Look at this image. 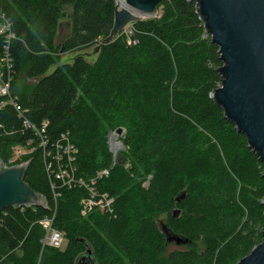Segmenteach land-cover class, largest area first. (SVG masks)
<instances>
[{"label": "trees", "instance_id": "obj_1", "mask_svg": "<svg viewBox=\"0 0 264 264\" xmlns=\"http://www.w3.org/2000/svg\"><path fill=\"white\" fill-rule=\"evenodd\" d=\"M161 6L160 18L138 21L131 34L119 33L103 44L114 24L116 0H0V11L14 35L9 41L0 35V57L6 50L12 60V91L19 105L33 125H45L48 150L52 146L54 151L63 135L76 149L69 187L50 175L38 152L13 164L30 161L24 182L45 197L47 208L2 211L0 264H76L87 245L96 264H103L104 248L118 264H195L200 258L194 250L197 243L204 255L235 233L244 215L233 198L237 183L228 172L239 182L243 178L225 147L226 139L243 136L249 148L244 134L233 129L211 98L221 84L218 47L211 38H202L205 29L195 3L161 0ZM64 8L71 10L70 35L59 45ZM96 47L98 52L91 55ZM88 49L92 52H84ZM64 53L74 54L71 62L61 64ZM26 80L33 84H22ZM185 110L193 112L188 121ZM0 124L7 132L0 136V159L6 164L13 148L26 146L32 135L21 130L9 106L0 110ZM122 125L134 156V176L124 170L122 157V165L97 177L110 162L107 134ZM203 131L211 136L205 143L199 141ZM202 155L214 165L216 175L201 176ZM148 175L152 179L146 189L143 181ZM49 177L58 187L52 227L64 235V251L42 246L46 231L40 222L51 218L55 209ZM91 189L114 200L112 212L94 208L82 213V201ZM182 194L184 199L177 203ZM162 212L170 216L158 225L154 220ZM262 212L248 211L240 227L248 234L230 258L237 252L246 257L261 243L264 221L260 231L249 226L264 217ZM162 225L189 243L167 253ZM215 263L228 264L219 257ZM203 264L213 261L205 259Z\"/></svg>", "mask_w": 264, "mask_h": 264}, {"label": "water", "instance_id": "obj_2", "mask_svg": "<svg viewBox=\"0 0 264 264\" xmlns=\"http://www.w3.org/2000/svg\"><path fill=\"white\" fill-rule=\"evenodd\" d=\"M116 0L114 24L103 44L113 40L125 28L142 20L158 16L161 0ZM195 3L204 29L218 47L222 66L218 72L221 85L211 93V98L220 106L225 118L244 134L247 147L264 163V0H188ZM96 47L91 55L98 52ZM117 135L122 129L116 130ZM122 165V156H118ZM30 161L4 166L0 159V214L6 208H47L44 196L34 192L24 177ZM264 177V172H263ZM185 194L177 198V203ZM264 207V198L261 201ZM178 211L173 212L176 216ZM167 243L184 246L189 240L173 234L161 226ZM76 259V264H96L89 246ZM237 264H264V227L262 241L252 252Z\"/></svg>", "mask_w": 264, "mask_h": 264}, {"label": "rangeland", "instance_id": "obj_3", "mask_svg": "<svg viewBox=\"0 0 264 264\" xmlns=\"http://www.w3.org/2000/svg\"><path fill=\"white\" fill-rule=\"evenodd\" d=\"M162 9H163L162 6L158 8L159 10L158 16L155 18L161 17ZM64 12L66 13V16L65 18L60 20L58 34L56 38V42L59 45H61L64 42V40L70 35L71 21H70L69 16L71 14V10L70 8H64ZM155 18H143L142 20H139V21L155 19ZM135 23L128 25L125 28V30L121 32L120 34H131L134 31ZM202 38L204 39L210 38V36L206 34L205 30L202 35ZM84 52H92V49H88L87 51H84ZM73 56H74L73 53L62 54L61 64L71 62ZM22 84L31 85L33 84V81L26 80V82L24 81V83L22 82ZM187 108H190V106ZM185 113L187 114V118H185V120L188 121V117L192 115L193 112L189 110H185ZM183 116L186 117V115H183ZM118 128L122 129V134L120 136L116 134V130ZM233 129L235 130L234 126H233ZM201 133L202 135L199 137V141L201 143H205L206 139L211 138V136L207 132L203 131ZM197 134L198 133H196L195 135L197 136ZM127 139H128V131L126 127L123 125L114 128L107 134L106 145H107V151H108L110 162L108 163V166H106V168H101L97 172H101L103 170H110V169H113L115 166H117L119 155L123 157L124 170L130 171L133 160H134V156H132V151H130V146L126 144ZM226 141H227L226 143L227 145L225 147L228 148V151L231 154V157H233L235 160L234 165H235L236 172L238 175L242 176L243 178V181L239 182L236 179V176H234L231 173V171L228 172V177L235 180V182L237 183L236 187L234 188L233 198H234V201H236L238 204H240V206H242L244 218L242 219V221L238 222V228L236 226L234 230L235 233L229 236L228 239H226V241L224 242L225 244L221 245L218 249L213 250V251H207L205 249L206 251L204 255H201V249L204 250V248L200 246L199 243H197V246L194 248V250L196 251L197 254H199L200 258L196 260L195 264H203L205 259H212L213 264H216L215 261L218 257L225 261L227 260L228 264H237L240 261V259H242L245 255H243L241 252H237L236 257L234 258H230V255L234 253L236 248L242 243L243 238H244L243 236H247L248 234L246 231V228H243L244 231H240V227L242 226L243 222L246 221L248 211H250L251 214H257V213L261 214V212L264 211V207L261 206V201L264 198V177L262 174L264 171V168H263L264 163L262 164V162L258 160L259 158L256 157L254 151H252L251 149H247L244 146L245 142H243V136H239L237 134H232V136L228 135V138L226 139ZM116 146H117V149H116ZM29 150H32L30 152L32 153L30 154L31 156L35 152H38L39 154H41V152L35 146H32L31 148L29 147ZM26 152L27 151H25V153ZM250 153H252V155ZM202 154L204 155L206 153H202ZM203 155L201 157V161L198 159V163L200 164L199 172L201 173V176L202 175H210V176L216 175V169L214 165L212 163L211 164L207 163V161H203ZM3 164L4 166H11V165L5 164L4 162ZM228 170L230 169L228 168ZM133 176H134V173L130 171V177H133ZM221 177L225 179L226 174H222ZM151 179H152L151 175H148L146 177V179L143 181L144 188L146 189L149 188ZM88 212L91 213L93 211L91 209ZM169 216H170V212L169 214L166 212H162L155 218L154 221L158 225L160 224V222L167 223ZM259 217L260 219L258 220V222H256L255 225L252 223L249 226V230L252 231L255 227L258 231L261 230L260 228L264 221V217L263 218H261V216ZM234 225H237V223H234ZM244 227H246V225ZM235 235L237 236L234 237ZM227 243L228 245L224 246ZM42 246L43 248H49L48 245H42ZM66 248H67V241L64 240L63 245L60 248H56V249L64 251ZM180 248L182 247L177 246L174 243H169L167 246V253L172 252L176 249H180ZM222 248L223 250L221 251ZM185 250L189 252V250H192V249L187 248ZM100 256L103 261V264H118L116 263L117 259H115V257H111V256L109 257V253L108 251H106V248H104V250L101 251Z\"/></svg>", "mask_w": 264, "mask_h": 264}, {"label": "built area", "instance_id": "obj_4", "mask_svg": "<svg viewBox=\"0 0 264 264\" xmlns=\"http://www.w3.org/2000/svg\"><path fill=\"white\" fill-rule=\"evenodd\" d=\"M0 35L4 36L6 41H9L14 37L10 31V24L6 21L4 15L0 11ZM9 53L5 50L0 57V110L9 106L11 107L17 116V119L21 122L22 131L30 132L32 138L27 142L26 146H15L12 151L11 158L6 163L7 165H13L16 161L21 159L22 156L30 155L32 150L29 147L35 146L42 155L44 166L50 175H54L55 180H59L63 186L69 187L74 178L75 171V155L76 149L71 143L67 135L62 136L63 142H57L55 150L52 151L51 146L48 150V141L45 137V125L37 127L33 125L25 116V111L21 108L18 102V97L12 92V79H13V65L11 63ZM19 129L18 132L21 133ZM4 131V132H3ZM1 132L7 133L4 127L0 124V136ZM17 132V131H16ZM25 151H27L25 153ZM56 167V170L52 169V166ZM108 170L97 172V177L107 176ZM51 188L54 192L55 209L53 216L49 219L42 220L40 223L46 231L43 245H48L52 248H60L64 242V235L55 229L52 224L56 214V200L58 194L55 193L57 186L51 177H49ZM114 200L107 194H98L96 190L91 189L89 192V198L83 200V214H86L93 208H98L101 211L112 212V204Z\"/></svg>", "mask_w": 264, "mask_h": 264}, {"label": "bare ground", "instance_id": "obj_5", "mask_svg": "<svg viewBox=\"0 0 264 264\" xmlns=\"http://www.w3.org/2000/svg\"><path fill=\"white\" fill-rule=\"evenodd\" d=\"M123 3L121 0L118 1V6H120V8L122 7ZM116 145V144H115ZM116 149H117V146H116Z\"/></svg>", "mask_w": 264, "mask_h": 264}]
</instances>
